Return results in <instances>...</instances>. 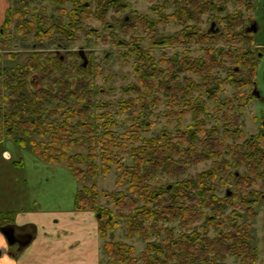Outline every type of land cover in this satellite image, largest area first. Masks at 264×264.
<instances>
[{
	"label": "trees",
	"instance_id": "trees-1",
	"mask_svg": "<svg viewBox=\"0 0 264 264\" xmlns=\"http://www.w3.org/2000/svg\"><path fill=\"white\" fill-rule=\"evenodd\" d=\"M34 1L36 0H21L20 9L7 8L4 21L0 26V37L3 38L0 40V59L12 57L10 52L4 51L10 47L7 33L14 20H21L16 28L21 36L33 33L40 39L72 40L75 30H82L79 25L91 15L90 1L87 4L85 0H53L59 5L61 13L67 12L65 4L68 2L72 3L74 8L67 12L68 22H64L61 17L51 22L49 26H43L41 20L43 21L46 14L34 22L26 18L28 12L21 10H24L29 2ZM187 1V16L192 20H195L196 16L198 19L206 11L212 13L214 10L223 9L219 8L214 0ZM244 3L246 5V0ZM119 6V0H99L95 13L101 18L107 12V8ZM178 19L181 23L183 22L179 17ZM226 21L223 32L219 28L213 33H203V30L195 25L187 27L186 29L190 32L187 33L186 30L184 33L186 42H196L201 45L216 41L227 44L245 42L248 45L253 42L254 37L252 38L244 30L230 32L231 29H236V26L245 23L246 20L241 11L231 14ZM45 25H48V22H45ZM169 38H164L156 44L166 45L169 43L167 40ZM204 50L208 55L206 61L188 58L184 67L181 68L200 76L202 78L200 84L194 82L192 78H186L182 82H175L170 76L167 80L163 79L166 73L171 71L174 61L162 58L161 62L167 66V69H164L154 64L153 58L142 51L140 60L144 58L150 62V65L136 63L135 72L138 73V83L131 85L132 90L140 93L139 111L130 117L129 120L133 122L128 130L118 134L112 129L117 122L109 111L103 110L96 115L97 121L103 120L101 123L95 124L90 120L89 115L94 110V104L86 87L79 90L82 85L78 83L76 90H68L67 72L64 69L65 57L49 54L45 57L43 64V54L33 52L22 65L0 69V81L5 79L3 88L8 91V95L3 96L0 90V143L4 138L9 137L20 146L29 147L39 159L46 163H65L74 177L82 182L99 174L106 175L110 172L112 165L121 168L116 183L128 182L126 191L98 190L95 185H84L74 195L75 210H91L97 214L98 231L103 240L102 252L107 256V260L100 261L99 264H226L225 259L229 255L238 258V264H253L256 259L258 249L252 244V226L247 220L224 224L225 219L217 222L215 216L208 217V226L203 227V232L186 233L185 229L203 217L204 212L201 207L204 204L207 206L215 203L213 200L215 195L200 199L199 202L188 203L191 180L184 179L168 188L161 184L159 178L161 172L174 176L181 173L185 167L200 163L209 157H214L210 169L206 174L198 175V178L203 180L206 175L209 177L211 185L204 187V190L208 192H214L217 188L215 182L217 172L226 171L232 165L248 167L245 176L238 177L236 180L240 192H246L251 182L255 183L256 178L264 176V169L261 173L258 171L260 165L264 166V152L260 153V149L253 147L252 144H249V149L253 150L248 152L241 145L226 144V139L231 135L239 139L243 137L238 124L239 115L235 110L236 107L227 104V110L222 114L223 119H229L227 127H231L225 130L224 134L218 136L215 127L208 129L204 127V121L200 115L201 112L206 111L205 101L215 99L216 92L223 84L219 78L213 79L208 75L212 68L222 67V60H216L211 56L212 48H204ZM238 51L236 53L231 49L219 48L218 54L235 61L237 69L233 68L230 71L226 81L241 88L250 86L256 81L259 60L251 47L243 49L239 47ZM39 66L42 67L43 78H50L58 83V92H51L46 88L36 90L32 88L29 83V74ZM56 70H64L63 75L55 77ZM74 70L80 73L83 68L75 66ZM161 75L163 76L160 78ZM141 88L143 90L140 92ZM155 88L167 94L165 101L155 94ZM194 88L205 89L207 99H203V106L196 100L187 99L186 96L191 94ZM148 96L152 97L150 101L147 99ZM71 98L74 101L67 109L63 105L50 107L56 100L65 104ZM163 101L166 105L164 116L174 117L177 122L175 130L164 127L158 136L144 137L143 134L153 126V121L150 120L146 111ZM121 102L123 105L121 109L124 112L129 107H136L133 99ZM101 103L102 107L110 105L109 101ZM183 105H189L188 110L181 108ZM225 105L226 103H223V106ZM177 106L180 108L175 110ZM59 111H63L61 112L63 119L60 122L43 118L44 114L53 115ZM235 112L237 115L234 114ZM189 113L194 115L196 122L191 127L183 129L182 118ZM73 117H77L80 121L73 124ZM33 133L45 139L39 142L34 139L27 141L26 137ZM74 148L85 150L86 154L79 151L71 152ZM228 148L234 151L232 161L227 160L222 164L217 158L223 150ZM257 154L261 156L259 160L256 157ZM126 156L131 158L132 164L128 165L123 161ZM96 159H99V163L95 162ZM85 163L87 164L83 167ZM99 196L108 199L115 210L100 206ZM140 201H143L141 205ZM246 215L255 218L252 208L246 210ZM0 217L2 218V215ZM176 220L180 229L178 236L174 235L172 227L166 225ZM120 221H124L125 224L126 240L139 238L145 243L140 257L134 255L133 244L106 238L107 231L118 227ZM210 228L216 230L214 236L208 235ZM163 232L166 234L164 239L151 240L152 237L160 236Z\"/></svg>",
	"mask_w": 264,
	"mask_h": 264
},
{
	"label": "rangeland",
	"instance_id": "rangeland-1",
	"mask_svg": "<svg viewBox=\"0 0 264 264\" xmlns=\"http://www.w3.org/2000/svg\"><path fill=\"white\" fill-rule=\"evenodd\" d=\"M85 1L87 4L89 1L91 2V15L86 17L82 24L79 25L82 30H75L72 40H60L58 38L40 39L35 37L33 33L21 36L16 30L21 20H14L7 33L10 47L4 51L10 52L12 57L1 58L0 69L22 65L33 52L43 54V64L45 63V57L49 54H56L61 58L65 57L64 69L67 72L68 90H76L78 83L82 85V88L79 90L86 87L94 104V110L89 115L90 120L95 124L101 123L103 120L97 121L96 115L103 110L109 111L117 122V125L112 129L118 134L128 130L133 122L129 120L130 117L139 111L140 93L132 90L131 85L138 83V73L135 72L136 63L138 62L139 65L145 64L144 66L150 65V62L144 58L140 60L142 51H145L149 57L153 58L154 64L164 69H167V66L161 62L162 58L174 61L170 68L171 71L166 73L167 77L164 76L163 79L167 80L168 76H170L174 78L175 82H182L186 78H192L194 82L200 84L202 81L200 76L189 70H181V68L184 67V63L188 58L206 61L208 55L204 48H212V51H210L211 56L216 58V60H222L223 65L222 67L212 68L208 75L213 79L219 78L223 82L221 88L218 89L213 100L206 98L207 94L203 88L201 90L194 88L193 92L186 97L187 99L196 100L201 106H203V99H207L205 101L206 111L201 112L200 118L204 121L205 128L215 127L218 136L231 128L227 127L229 119L222 118V114L227 110V104H231L234 108L236 107L235 110L239 115L238 124L240 125V130L243 132V137L239 139L231 135V137L226 139V144H230L231 146L241 145L246 152L253 150L249 149V144H252L253 147L256 146L260 149V153L264 152V127L262 126L264 101L252 99L249 93L250 86L237 88L226 81V77L230 74V71L233 68L237 69L235 67L236 63L234 60L223 58L218 54L219 48L231 49L238 53L239 47L243 49L250 46L245 42L227 44L219 41L201 45L196 42L188 43L184 37L187 27L195 25L201 30H205L206 27L210 26L211 20L218 22L219 28L223 32L226 26L224 22H227L228 17L241 11L245 20H247L248 16L256 19L259 31L255 35V47L253 48H255V51L258 49L262 50L264 43V5L262 3L261 5L257 4L255 10L252 8L248 11V7L241 0H214L217 6L223 9H219V11L214 10L212 13L211 11H206L198 19H196V16L195 20H192L187 16V0H119L120 6L107 8V12L101 18L97 17L95 13L99 0ZM6 4L0 26L4 21L7 8L10 7L13 10L21 8V0H6ZM28 4L24 10L21 9L22 12H28L26 18L37 22L46 14L43 21L41 20L43 26H49L51 22L61 17V19H64V22H68L67 12H70L74 8V5L68 2L65 4L67 12L61 13L59 5L53 0H36ZM178 17L183 20L182 23ZM45 22H48V25H45ZM126 22H129V24H126ZM243 25H246V23L236 26V29H231L230 32L244 30ZM168 37H170L167 39L169 40L168 44H156V42H160ZM0 40H3V38L0 37ZM75 66L82 67L83 71H80V73L75 72ZM256 71V82L260 92L264 95V59L258 61ZM63 73L64 70H56L54 76L60 77ZM29 76V83H31L33 89L46 88L51 92H58L59 86L57 82L50 78H43L42 67H37ZM3 80L5 79L3 78L0 81V90H2L3 96H6L8 95V91L3 88ZM142 90L143 88L140 89V92ZM154 92L164 101L166 100L167 94L163 91L155 88ZM129 99L134 100L136 107H129L124 112L121 109V106H123L121 105V101ZM147 99L150 101L152 97L148 96ZM73 101L71 98L68 103L62 104L59 103V100H56L51 103L50 107L54 108L57 105H63L67 109ZM102 101H109L110 105L102 107ZM164 101L156 106H151L146 111L150 120L153 121V126L143 134L144 137L158 136L164 127H167L169 130H175L177 122L174 120V117L164 116L166 111ZM223 103H226V105L223 106ZM179 108L177 106L175 110ZM181 108L188 110L189 105H183ZM61 112L63 111H59L53 115L44 114L43 118L48 121L60 122L63 119ZM228 112L231 113L230 111ZM236 112L234 113L235 115H237ZM228 115L233 116L232 114ZM79 121L80 119L77 117L72 118L73 124ZM195 122L194 115L189 113L182 118L181 125L183 129H187ZM30 139L39 142L45 138L40 137L37 133H33L31 136L26 137L27 141ZM77 151L86 154L85 150L75 148L71 150V152ZM4 152H8L10 156H6ZM233 153V149H225L217 160L220 163H224L227 160L232 161ZM256 157L259 160L261 156L257 154ZM19 160L22 161L23 166L21 163H15V161ZM213 160L214 157H209L200 163L185 167L181 173L174 176H168L166 173L161 172L159 174L160 182L170 188L173 184L184 179L191 180L192 185L188 189V198L190 199L187 201L188 203H192L191 201L199 202L200 199L203 200L207 196L215 195V199H213L215 203L207 206L204 204L201 207V210L204 212L203 217L191 227L185 229L186 233L193 231L203 232V227L208 226L207 218H213V216H215V221L217 222L225 219L224 224L236 221L242 222L243 220L249 221L252 226V244L258 249L253 264H264V176L261 175L256 178L255 183L251 182L246 192H240L238 191L236 180L238 177L243 178L245 176L248 172V167L246 165H232L226 171L217 172L215 178L217 188L214 192H208L204 190V187L211 185L209 177L206 175L203 180L199 179L198 175L206 174ZM123 161L128 165L132 164L129 156H126ZM95 162L99 163V159H96ZM263 169L264 166L260 165L258 171L261 173ZM120 173L121 168L112 165L110 172L106 175L99 174L94 178L90 177L82 182L74 177L65 163H46L39 159L29 147H22L9 137L4 138L0 143V191L3 187L6 188L4 184L7 183V189L11 188L10 190L24 192L23 202L16 201L13 198L15 197L14 195L13 197H6L8 199L7 206L22 207L24 209H46L54 213L70 210L74 206L76 191L84 185H95L98 190L116 189L126 191L128 182L116 183ZM153 183L155 184V182ZM2 195L4 197L3 192ZM6 198L4 200L5 204ZM142 203L143 201L139 202L140 205ZM98 204L115 210V207L108 199L101 196L98 197ZM249 208H252L255 212V218H250L246 215V210ZM91 212H93L95 221L97 222V233L99 235L97 214L95 211ZM166 225L173 228L175 236L179 235L180 229L177 220L174 223ZM215 233L216 230L214 228L208 230V235L210 236H214ZM124 236L125 224L124 221H120L118 227L112 231H107L106 238L108 240H121L133 244L134 255L140 257L145 243L139 238L126 240ZM165 236L166 234L163 232L160 236L152 237L151 240L161 241ZM99 239L100 263V261L105 262L107 256L102 252L101 246L103 240L100 235ZM225 262L226 264H238L239 259L229 255L225 259Z\"/></svg>",
	"mask_w": 264,
	"mask_h": 264
},
{
	"label": "crops",
	"instance_id": "crops-1",
	"mask_svg": "<svg viewBox=\"0 0 264 264\" xmlns=\"http://www.w3.org/2000/svg\"><path fill=\"white\" fill-rule=\"evenodd\" d=\"M6 5V0H0V21ZM15 163L23 166L21 160ZM4 185L6 188L0 191V264H99L100 239L93 212L77 211L74 206L55 213L7 206L6 197L14 195L16 201L23 202L24 192L7 189V183ZM6 224H32L36 228L35 236L25 248L18 250L1 231V226Z\"/></svg>",
	"mask_w": 264,
	"mask_h": 264
},
{
	"label": "flooded vegetation",
	"instance_id": "flooded-vegetation-1",
	"mask_svg": "<svg viewBox=\"0 0 264 264\" xmlns=\"http://www.w3.org/2000/svg\"><path fill=\"white\" fill-rule=\"evenodd\" d=\"M244 1V0H243ZM264 5V0H246V5H248V11L251 10L252 8H256L257 4ZM216 20V19H215ZM246 25H243L244 27V31L247 32L248 34H250L253 38V42L250 43V47L252 49V51L255 52V56L258 60H263L264 59V43H263V49L262 50H256L255 51V40H256V33L259 31V26L257 25L256 19L254 17H247L246 20ZM219 26L217 25V22L214 20H211L210 22V26L206 27L205 30H203V33H208V32H214L215 30H218ZM190 30H187V33H189ZM255 39V40H254ZM257 46V45H256ZM250 96L252 97V99H259L264 101V95L260 92V89L257 85V82H253L252 85H250V90H249ZM262 126L264 127V119L262 120ZM264 134V133H263ZM3 226V225H2ZM1 226V227H2ZM16 246H18L17 243Z\"/></svg>",
	"mask_w": 264,
	"mask_h": 264
},
{
	"label": "water",
	"instance_id": "water-1",
	"mask_svg": "<svg viewBox=\"0 0 264 264\" xmlns=\"http://www.w3.org/2000/svg\"><path fill=\"white\" fill-rule=\"evenodd\" d=\"M35 226L32 224H25L17 226L14 224H6L1 227L7 241L11 244L17 243L18 250L25 248L35 236Z\"/></svg>",
	"mask_w": 264,
	"mask_h": 264
}]
</instances>
